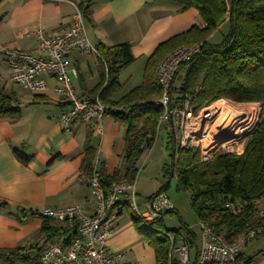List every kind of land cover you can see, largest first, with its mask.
<instances>
[{
    "label": "trees",
    "instance_id": "trees-1",
    "mask_svg": "<svg viewBox=\"0 0 264 264\" xmlns=\"http://www.w3.org/2000/svg\"><path fill=\"white\" fill-rule=\"evenodd\" d=\"M167 1L177 5L180 11L196 10L204 26L192 27L160 43L146 61L142 84L118 100H113V96L121 88L120 72L134 62L130 45L123 43L105 47L99 44L95 47L106 70L102 73L100 84L88 93V97L98 96L100 102L108 107L106 114L125 127L123 169L112 177L106 176L102 168L95 169L96 149L92 146V132L89 129L83 144L81 177L87 183L97 173L104 188L135 179L139 160L153 145L157 121L163 113V109L156 104L161 96L157 82L158 64L180 46L199 45V53L190 62L181 65L172 79V107L182 106L188 97L195 112L220 99L232 103H256L260 106V118L246 137L242 154L218 153L206 164L199 162L196 152L175 150L169 129L171 162L162 170L166 176H176L178 189L194 193L188 201L197 222L204 223L216 234L225 235L229 242L247 226L259 227L261 232L255 238L262 237L264 218L255 219L254 215L257 204L264 198V0ZM78 8L85 21L91 23L90 6L81 2ZM179 73L183 76L176 87ZM6 114L16 117L19 110L12 108L10 101L0 96V115ZM13 153L23 164L32 158L17 149H13ZM166 188L165 184L157 192H164ZM228 200L243 202V211L239 214L226 211L224 203ZM0 206L6 207V204L0 203ZM172 211L166 214L176 213ZM128 213L139 235L153 238L154 233L162 234L159 237L162 239L150 243L154 249L155 264L168 263L169 236L176 240L186 238L193 255H196V236L179 217L180 228L169 230L164 217L142 222L139 227L136 223L141 220L131 210ZM32 214L42 218L41 229L32 237L39 238L42 243L0 250V264L38 261L37 256L47 242L63 238L66 244L76 234L73 222L58 223L41 216L39 212Z\"/></svg>",
    "mask_w": 264,
    "mask_h": 264
},
{
    "label": "crops",
    "instance_id": "crops-1",
    "mask_svg": "<svg viewBox=\"0 0 264 264\" xmlns=\"http://www.w3.org/2000/svg\"><path fill=\"white\" fill-rule=\"evenodd\" d=\"M81 2L91 10V23L85 21L90 43L94 47L128 43L134 57V62L120 72L121 88L113 100L142 84L146 61L160 43L192 27L204 26L196 10L180 11L167 0H0V45L34 51L36 32L42 30L48 36L60 33L70 25ZM69 63L76 71L72 76L75 92L88 97L106 70L99 56L74 51ZM45 81L44 92L24 90L10 80V70L0 57V96L19 110L16 117L0 115V203L6 204L0 206V250L42 243L32 238L42 227V218L32 212L77 203L91 211L89 188L81 177L87 130L92 132L91 143L96 149L95 169L102 168L108 177L123 169L125 127L106 114L99 121L77 123L69 132L61 131L59 118L67 105L53 92L55 79L46 77ZM13 149L31 156V160L21 163ZM123 208L107 244L112 251L133 248V241L141 238L126 214L128 208ZM255 240L258 238L242 249L237 264H264V242ZM253 241L256 245L250 247ZM22 264L40 263L30 260Z\"/></svg>",
    "mask_w": 264,
    "mask_h": 264
},
{
    "label": "built area",
    "instance_id": "built-area-1",
    "mask_svg": "<svg viewBox=\"0 0 264 264\" xmlns=\"http://www.w3.org/2000/svg\"><path fill=\"white\" fill-rule=\"evenodd\" d=\"M35 38L37 47L34 51L0 45V57L10 70V80L24 90L41 93L47 89L45 78H54L57 85L53 92L67 105V110L59 118V128L63 132H69L77 123L90 124L99 121L106 115L108 107L100 102L98 96L89 98L78 95L72 83V76L76 75V71L70 66V54L78 51L84 55L98 56L87 37L85 18L80 9L75 8L70 25L60 33L48 36L42 30H38ZM199 50V45L180 46L158 64L157 82L161 96L156 104L163 109V113L157 121L156 139L153 145L159 137L161 126L168 123L175 150L189 149L196 152L199 162L206 164L218 153L242 154L247 137L243 136L247 132L235 139L232 137L233 133L229 134L219 129L210 130L206 126L204 116L208 114L209 109L217 103L230 101L220 99L197 112L190 104V97L185 99L180 107L171 106L172 79L178 68L190 62ZM134 180L104 188L98 174L94 173L87 181L90 212H87L80 203L62 208H44L39 212L41 216L58 223L73 222L76 225V234L66 244L63 238L47 242L37 256L38 262L40 264H135L126 261L123 252L112 251L107 245L114 234V222L121 214L124 205L143 223L164 217L167 212L174 210V206L165 192H158L143 204V210L140 211L135 199ZM184 193L188 200L194 194L190 190H185ZM244 207V203L240 200H228L224 203L225 210L232 214L241 213ZM254 217L264 218V208H261L259 203ZM198 225L196 255H193L186 238L176 240L169 236L168 264H237L242 249L261 232L259 227L247 226L237 238L229 242L225 235L214 233L204 223Z\"/></svg>",
    "mask_w": 264,
    "mask_h": 264
},
{
    "label": "rangeland",
    "instance_id": "rangeland-1",
    "mask_svg": "<svg viewBox=\"0 0 264 264\" xmlns=\"http://www.w3.org/2000/svg\"><path fill=\"white\" fill-rule=\"evenodd\" d=\"M222 31L224 32V28L222 29ZM181 75L182 73L178 74V77L175 82L176 87L180 83V80L182 78ZM224 104H227V103L225 102ZM228 104L231 106H235L237 109L241 107L245 108L243 111L245 112V114H249V112L251 111L250 108H253V111L255 113L254 125L259 120L258 118L259 105L258 104L256 103H232V102H228ZM216 105L217 104H215V106ZM246 107H249V108L247 109ZM245 119L246 121L249 120V118L248 119L245 118ZM232 121L234 122L235 119H233ZM168 132H169V124L164 123L161 126L159 137L157 141L155 142V144L153 145V147L149 151H146L139 160L138 173L134 180L135 193H136L135 195L136 204L139 210L142 211L143 210L142 205L148 199V197L149 196L151 197L153 193H156L163 185L166 184L167 188L164 191L165 194L168 196L170 201L175 202V204L177 205V211H176L177 214L173 213V214L164 215L163 219H164L166 228L169 230H178L181 226V223L179 222V219H178L179 217L183 221V223H185L186 225H188V227H190V229H192V232L195 234V236L197 237L196 239L198 241L199 225L194 215L191 212L187 197L185 196L182 190L177 189L176 176L175 175L173 177L166 176L162 170V168L166 167V165H169L171 162L170 153H171L172 144L168 137ZM228 132L234 134L233 131H228ZM244 134L240 136L232 135V137L237 139L243 136ZM246 136L247 135H244L243 137H246ZM263 201L259 203V205L262 204L261 205L262 208H264ZM129 210L130 209L128 208V211ZM128 211L126 212V214H129ZM128 218L129 220H131L129 216ZM132 223L134 222L132 221ZM140 225H142V221H138L136 223V226L140 227ZM161 236H162L161 233H154L152 234L153 238H145L144 236H141V238H138L137 240L133 241L132 243L133 248H130V249L127 248L124 251H122L125 254L126 261L134 262L137 264H155L154 249L150 243L156 240L162 239V238H159ZM255 241H261L263 243L264 236L259 237L258 240H255ZM255 241H253L254 243L250 244V247L253 245H256ZM168 242L170 243V240H168ZM168 248L170 250V246H168Z\"/></svg>",
    "mask_w": 264,
    "mask_h": 264
},
{
    "label": "bare ground",
    "instance_id": "bare-ground-1",
    "mask_svg": "<svg viewBox=\"0 0 264 264\" xmlns=\"http://www.w3.org/2000/svg\"><path fill=\"white\" fill-rule=\"evenodd\" d=\"M241 108L237 109L235 106H231L228 103L227 104H224L221 102L217 103V105L216 106L214 105L213 107H211L208 111V114L204 116V122L206 126L208 127V129L210 130L219 129L220 131H224V132L233 131L234 132L233 135L240 136L244 134L245 132L249 131L250 129H252L253 128L252 126L254 125V122H255V118H254L255 113L253 111V108H250L251 111L249 112V114H245V112H243L245 108L243 107ZM246 108L248 109L249 107H246ZM245 118L247 119L249 118V120L246 121ZM233 119H235L234 122L232 121ZM242 119H244L245 121ZM228 133L230 134V132ZM171 212H174V211H171ZM167 213H170V212H167Z\"/></svg>",
    "mask_w": 264,
    "mask_h": 264
},
{
    "label": "water",
    "instance_id": "water-1",
    "mask_svg": "<svg viewBox=\"0 0 264 264\" xmlns=\"http://www.w3.org/2000/svg\"><path fill=\"white\" fill-rule=\"evenodd\" d=\"M260 106H259V116H258V118H260ZM256 125V124H255ZM255 125L253 126V128L249 131V132H247L245 135H250L251 134V132L253 131V129L255 128Z\"/></svg>",
    "mask_w": 264,
    "mask_h": 264
}]
</instances>
